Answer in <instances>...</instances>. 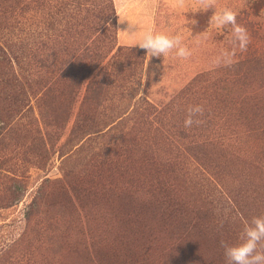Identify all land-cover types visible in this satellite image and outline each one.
Masks as SVG:
<instances>
[{
  "label": "trees",
  "instance_id": "16d2710c",
  "mask_svg": "<svg viewBox=\"0 0 264 264\" xmlns=\"http://www.w3.org/2000/svg\"><path fill=\"white\" fill-rule=\"evenodd\" d=\"M95 2L0 0L2 134L27 141L23 155L38 158V168L59 152L58 191L71 211L92 202L122 214L114 230L100 220L95 237H81L84 264H218L196 257L193 245L238 241L251 220L247 205L264 202L248 178L251 169L264 182V57L200 74L159 108L140 97V79L129 85L130 50L99 38L111 17ZM28 89L38 116L22 132L13 123L34 111ZM191 105L205 114L185 128ZM244 158L247 176L230 185Z\"/></svg>",
  "mask_w": 264,
  "mask_h": 264
},
{
  "label": "rangeland",
  "instance_id": "374dc122",
  "mask_svg": "<svg viewBox=\"0 0 264 264\" xmlns=\"http://www.w3.org/2000/svg\"><path fill=\"white\" fill-rule=\"evenodd\" d=\"M95 1V5L109 6L107 9H110L111 17L106 35L102 34L99 38L105 45L114 43L117 48L130 50L126 54L135 65L127 76L131 81L129 85L139 84L140 79V97L159 108L169 104L200 74L242 60L264 57V0H216L215 7L207 11L200 8L197 0H184L182 6L176 0H108L104 4L100 0ZM225 7L237 13V23L246 27L249 33L250 42L246 51H241L233 42L231 26L218 29L210 24L213 13ZM126 9H134L130 17L125 14ZM122 16L125 22L120 30L119 18ZM129 27L136 31L137 36L149 29L170 36L179 34L191 50V55L186 59L176 57L174 53L151 58L145 50L132 46L131 39V45L126 44L129 36L122 31H127ZM54 57H51L52 62ZM43 62L46 64V60ZM31 66L34 72L39 71V64L33 61ZM28 96L34 111L29 108L23 113L21 111L15 116L16 124L13 123V127L22 132L35 126L38 116V101L31 98L33 94L29 89ZM73 122L74 119L66 129L65 137L56 143L57 148L66 140ZM128 125L123 126L127 128ZM3 127L0 121V264H84L81 237H95L101 230L98 226L100 220L106 224L104 230H114L112 218L122 214L113 213L110 207L107 211L99 210L92 202L87 203L84 210L71 211L60 200L58 191L59 182L65 178L59 152L51 156L46 167L38 168L35 165L38 158L33 154L23 155L27 141L16 144L18 140L8 139L2 134ZM58 131L62 133L61 129ZM114 136L119 135L113 133L111 137ZM246 160H238L234 176L229 179L227 176L230 185L233 181L239 185V179L247 176ZM39 161L37 165H41ZM230 162L234 164L233 159ZM230 170L233 171V167ZM248 178L252 181L251 189L263 196L264 182L251 169L248 170ZM247 208L250 219L264 214V202H249ZM236 238L230 236L227 242L236 243ZM205 241L200 240L193 245L194 255L201 260L214 258L218 264H225L223 248L209 239ZM177 257L179 254L174 255V258Z\"/></svg>",
  "mask_w": 264,
  "mask_h": 264
},
{
  "label": "clouds",
  "instance_id": "9594fccd",
  "mask_svg": "<svg viewBox=\"0 0 264 264\" xmlns=\"http://www.w3.org/2000/svg\"><path fill=\"white\" fill-rule=\"evenodd\" d=\"M176 3L182 6L184 0H176ZM197 3L201 9L207 11L215 7L216 0H197ZM124 21L120 20L121 23ZM210 24L218 29L231 26L233 42L238 44L241 51L247 50L250 36L246 27L237 23L235 11L225 7L214 12L210 17ZM122 32L133 41L132 46L145 50L146 55L151 58L174 53L176 57L186 59L191 55V50L182 42L179 34L170 36L149 29L137 36L131 27ZM186 112L184 127L191 128L194 124L199 125L202 122L198 117L205 114V109L202 105H191ZM220 246L224 250L225 264H264V214L254 216L246 222L236 243L230 244L221 240Z\"/></svg>",
  "mask_w": 264,
  "mask_h": 264
},
{
  "label": "crops",
  "instance_id": "0c3cea01",
  "mask_svg": "<svg viewBox=\"0 0 264 264\" xmlns=\"http://www.w3.org/2000/svg\"><path fill=\"white\" fill-rule=\"evenodd\" d=\"M133 11H134V9H126L125 14H127V17H130L133 14ZM120 20H123V16L119 18V29L121 30L122 23L120 22ZM129 39L130 38L128 37V40H127L128 42L126 41L127 42L126 44H130L131 45V41H129Z\"/></svg>",
  "mask_w": 264,
  "mask_h": 264
}]
</instances>
